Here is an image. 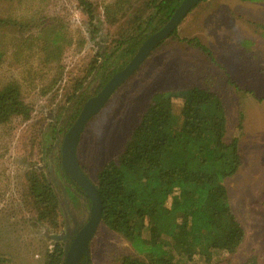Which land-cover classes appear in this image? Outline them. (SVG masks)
<instances>
[{
	"label": "rangeland",
	"instance_id": "obj_1",
	"mask_svg": "<svg viewBox=\"0 0 264 264\" xmlns=\"http://www.w3.org/2000/svg\"><path fill=\"white\" fill-rule=\"evenodd\" d=\"M88 1L91 25L77 0H0V89L15 82L31 109L28 118L14 115L0 124V264H46L55 243L46 234H64L66 218L80 203L60 176L59 152L77 98L96 94L103 70L122 65L126 44L120 41L134 27H129L131 13L139 22L148 14V0ZM263 24L264 0L200 1L180 21L176 35L116 87L80 136L79 165L96 183L97 171L122 150L151 94L196 85L220 96L226 142L236 138L240 155L237 171L224 184L245 236L234 254L214 253L209 262L194 264H264ZM192 37L211 50L213 61L186 42ZM105 53L113 54L101 65ZM178 110L174 104L173 113ZM29 170L51 183L59 229L36 218L24 177ZM80 200L89 211L82 194ZM127 255H136L130 244L100 222L89 243V264H120Z\"/></svg>",
	"mask_w": 264,
	"mask_h": 264
},
{
	"label": "trees",
	"instance_id": "obj_2",
	"mask_svg": "<svg viewBox=\"0 0 264 264\" xmlns=\"http://www.w3.org/2000/svg\"><path fill=\"white\" fill-rule=\"evenodd\" d=\"M181 1L144 2L148 14L143 22L135 11L131 13L129 27H134L120 41L126 44L120 55L122 65L103 70L102 86L129 61L144 39L170 18ZM77 2L91 25L93 4ZM176 29L165 39L175 36ZM186 42L214 60L211 50L197 37ZM111 54H102L101 65ZM87 98H77L72 122ZM174 104L179 105L178 115L173 113ZM30 112L15 82L0 89V124L14 115L28 118ZM225 136V107L215 93L194 85L151 94L122 150L96 174L101 224L122 236L136 253L123 257L120 264H194L209 262L214 253L237 251L245 230L232 210L224 181L237 171L240 155L237 139L226 142ZM24 177L36 218L59 229V203L51 183L36 170L26 171ZM62 256V245L55 242L46 264H60Z\"/></svg>",
	"mask_w": 264,
	"mask_h": 264
},
{
	"label": "water",
	"instance_id": "obj_3",
	"mask_svg": "<svg viewBox=\"0 0 264 264\" xmlns=\"http://www.w3.org/2000/svg\"><path fill=\"white\" fill-rule=\"evenodd\" d=\"M200 1L202 0H182L170 18L159 29L144 39L129 61L120 70L116 71L96 94L87 98L75 120L64 133L60 146L61 168L70 181L74 182L82 191L84 197L89 200L90 208L87 222L74 236L70 246L66 243V234H46L49 239L55 242L63 241L66 243L63 247L60 264H76L82 256L88 258L89 243L101 221L102 200L95 183L83 172L77 158V148L84 127L101 110L116 87L126 81L137 70L154 47L165 39Z\"/></svg>",
	"mask_w": 264,
	"mask_h": 264
},
{
	"label": "flooded vegetation",
	"instance_id": "obj_4",
	"mask_svg": "<svg viewBox=\"0 0 264 264\" xmlns=\"http://www.w3.org/2000/svg\"><path fill=\"white\" fill-rule=\"evenodd\" d=\"M60 176L66 182V184H65L66 188L71 190L77 196L78 200L80 201V203L78 204V207L74 208V209H76V213H75V211L70 212L69 217L66 218V221L64 224V228H65L64 234H66V238H67L66 243L70 246L72 241H73L74 236L83 227V225L87 222L89 213L87 210L82 208L83 207L82 201L80 200L81 194L84 197L82 191L77 187V185L74 182L70 181L65 174L62 175L60 173ZM84 199L87 201V198L84 197ZM69 221H70V223H69ZM66 243L62 241V249ZM76 264H89L88 258L85 256H82Z\"/></svg>",
	"mask_w": 264,
	"mask_h": 264
},
{
	"label": "crops",
	"instance_id": "obj_5",
	"mask_svg": "<svg viewBox=\"0 0 264 264\" xmlns=\"http://www.w3.org/2000/svg\"><path fill=\"white\" fill-rule=\"evenodd\" d=\"M244 2H246V1H244ZM247 2H250V1H247ZM263 35H264V29H263ZM246 47H247V45H245ZM194 86V85H193ZM196 86V85H195ZM190 87V86H189ZM200 87V86H199ZM179 88H186V87H179ZM175 89V88H174ZM205 89V88H204ZM216 94V93H215ZM216 95H218V94H216ZM219 96V95H218ZM220 97V96H219ZM221 99V98H220ZM222 100V99H221ZM136 125V124H135Z\"/></svg>",
	"mask_w": 264,
	"mask_h": 264
}]
</instances>
